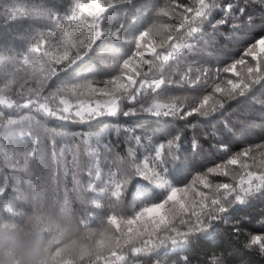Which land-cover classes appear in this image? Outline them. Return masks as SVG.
I'll return each instance as SVG.
<instances>
[{"label":"snow or ice","instance_id":"6c2138e0","mask_svg":"<svg viewBox=\"0 0 264 264\" xmlns=\"http://www.w3.org/2000/svg\"><path fill=\"white\" fill-rule=\"evenodd\" d=\"M130 3L132 0H72L62 9L60 0H0V25L9 37L11 25L18 20L42 21L44 25L29 31L23 38L24 46H17L14 38L0 41V106L10 110L31 108L60 121L143 115L162 117L170 123L194 115L207 118L224 109L227 102L248 96L264 81L261 36L239 59L223 68L236 79L222 81L217 76L211 92L202 95L171 93L165 86L166 76L174 67L179 69L185 53L194 50L206 27L215 33L224 25L234 29L252 25L253 14L247 9L254 4L264 7V0H166L154 9L150 23L125 35L129 30L124 24L110 21L121 4ZM217 13L219 19L215 18ZM112 40L132 47L123 49ZM90 53L103 57L101 64L111 70L106 79L98 78L100 69L95 66L80 65ZM245 57L255 63L250 64ZM198 71L208 76V69ZM191 72L189 66L181 83L194 87L200 75L193 79ZM61 73H69L72 79H58L50 87ZM140 97L143 100L138 108L124 107ZM35 119L30 113L0 123V229L42 231L47 240L48 264H128L129 256H152L161 249V254L167 255L169 243L175 246L173 254H183L181 258L188 264L187 251L193 237L197 241L208 239L214 222H227L223 214L264 194V144L226 154L221 163L208 168L206 174H198L188 185L174 183L169 166L181 159L182 131L171 123L170 128L158 133L170 137L165 143L149 140L145 144L143 137L132 132L125 139L134 141L135 146L130 145L126 155L105 144L106 175L100 163L99 142L92 148L89 140L81 138L70 161L72 187L61 199L58 173L64 153L55 150L54 132L49 134L51 151L39 135H33L31 122ZM18 124H27L29 130L17 128ZM248 126L264 131L262 122L249 120ZM81 144L85 145L83 151ZM141 146L152 148L142 160L137 153ZM85 175L90 179L85 181ZM213 176L228 180L215 182ZM91 178L100 181L99 186ZM136 179L147 184L139 185L132 193L129 213L124 198ZM10 184L16 193L11 199L6 195ZM49 188L52 202L46 206ZM155 189L162 190L159 200ZM73 201L82 206L106 207L108 214L99 224H95L92 214L77 218ZM17 202L30 204V210L20 208ZM233 231L239 233L240 228L234 227ZM244 246L264 256V234H250ZM214 264H224L222 256L216 257Z\"/></svg>","mask_w":264,"mask_h":264},{"label":"trees","instance_id":"16d2710c","mask_svg":"<svg viewBox=\"0 0 264 264\" xmlns=\"http://www.w3.org/2000/svg\"><path fill=\"white\" fill-rule=\"evenodd\" d=\"M23 2V0H21ZM32 0H29L31 3ZM38 3L39 0H36ZM72 0H60L62 9H66ZM166 0H132L130 4H121L119 11L114 15L110 23L124 24L129 31L125 35H130L131 32L146 26L152 19V13L156 7L161 6ZM188 2V0H181ZM231 2V0H227ZM253 14L255 23L252 25L244 24L239 28H232L230 25H224L219 30L213 33L211 28L206 27V31L196 42L194 50L187 51L184 59L180 62L179 69L173 68L166 76V87L171 93H191L205 94L211 92L213 81L217 76L220 80L236 79L231 73H224L223 68L230 63L239 59L243 52L254 43L256 39L264 36V7L254 4L247 9ZM215 18L219 19L220 14H215ZM42 21L18 20L11 25V35L7 34L4 26L0 25V41L7 42L9 38H14L17 46H24L26 41L23 39L37 27H43ZM111 39V38H108ZM112 43L120 44L123 49H131L132 45L127 42H117L112 40ZM47 47V45H46ZM100 55L86 56L80 65L95 66L100 69L98 73L99 79H106L111 70L101 64ZM149 59L151 57H148ZM250 64H254L251 57H245ZM191 66V76L194 79L200 75V82L194 87L187 82L181 83V76ZM208 69V76L204 77L198 69ZM239 68V66H238ZM71 72V70H69ZM68 79L72 77L69 73H61L60 77L54 78L51 86H54L56 80ZM173 81L168 83V81ZM207 81V82H205ZM102 87V84H98ZM103 99V98H101ZM143 97L138 98L135 103H126V109L138 108ZM264 81L255 86L252 93L248 96L226 103L225 108L217 111L215 114L202 118L199 116L188 117L186 120H177L170 123H165V118H154L150 116H118L97 117L85 122L79 120L60 121L43 116L40 113H35L31 108L22 109H6L0 106V112L4 113L0 117V123H6L9 117L19 120L21 117L32 114L36 117L31 122V131L33 135H39L43 144H47L49 151L52 150V143L49 139L51 132L55 133V150L59 154L64 153L61 158V166L59 168V195L63 199L65 190H71V156L75 144L79 143L81 138L89 140L91 147H97V142L101 149V167L106 175L107 165L103 159V146L111 144L115 151L122 154L127 153V148L135 146L134 141L125 139L127 134L134 132L144 138L145 144L150 140L153 144L165 143L168 138L167 134L158 135L161 129H168L171 123H175L182 131L181 159L176 165L169 166V175L174 177V183L179 186L190 184L198 174H206L207 169L221 163L228 153H234L243 150V148L251 146L255 149L256 145L264 144V131L259 128H250L249 120L264 123ZM39 121V123H37ZM17 128L23 127L27 132L28 126L17 125ZM120 131L117 133L116 129ZM125 129L128 132H125ZM8 134V130H4ZM18 135V133H17ZM27 137L25 140L27 141ZM21 147L24 142L17 140ZM194 143L197 145L194 148ZM85 145L81 144V151ZM139 159H143L152 153V148L147 149L143 146L137 148ZM66 165V166H65ZM2 167V164H0ZM39 174V173H38ZM85 181L90 179L87 175L83 177ZM93 182L98 186L100 181ZM211 179L215 182H226L228 178L222 176H213ZM141 184H147L142 179L133 181L132 186L128 189V194L124 198V207L129 213L132 211V193ZM21 188L26 189V185L21 184ZM196 187H200L196 185ZM204 191H207L204 189ZM156 199L162 198V190L155 189ZM6 195L9 198H14L16 193L11 191V184ZM91 195V194H89ZM52 202L51 188L48 190V199L45 201L46 206ZM19 207L29 211L31 205L24 202H17ZM106 203V202H105ZM72 207L75 210L77 218L92 214L95 216V224H99L101 218L108 214L107 208H96L92 205L82 206L78 201H73ZM226 216L227 222L216 221L213 223V228L210 230L211 236L208 239L196 240L192 238L193 243L190 245V251H187L188 264H214L216 257H221L224 264H264V256H261L258 250L249 251L245 248V242L250 234H264V194H258L249 203L245 205H236ZM194 221V218H192ZM239 222L238 224L235 222ZM177 227L184 228L183 225ZM239 227L240 232H234L233 228ZM168 249L167 255H162L164 249L152 256H129L128 264H184L183 259L173 254L176 249L170 243L166 245Z\"/></svg>","mask_w":264,"mask_h":264},{"label":"clouds","instance_id":"9594fccd","mask_svg":"<svg viewBox=\"0 0 264 264\" xmlns=\"http://www.w3.org/2000/svg\"><path fill=\"white\" fill-rule=\"evenodd\" d=\"M46 247L40 230L0 229V264H48Z\"/></svg>","mask_w":264,"mask_h":264}]
</instances>
